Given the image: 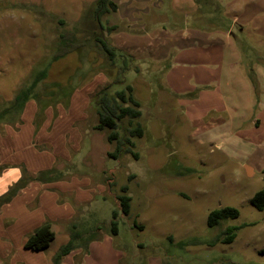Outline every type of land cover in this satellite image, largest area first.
I'll return each instance as SVG.
<instances>
[{
    "label": "rangeland",
    "instance_id": "obj_1",
    "mask_svg": "<svg viewBox=\"0 0 264 264\" xmlns=\"http://www.w3.org/2000/svg\"><path fill=\"white\" fill-rule=\"evenodd\" d=\"M94 1L0 0V137L10 129L23 137L15 159L31 175L56 169L94 189L85 202L60 195L74 215L54 223L47 255L72 224L108 228L112 195L127 185L129 216L119 215L115 237L99 231L121 253L118 264H264V212L251 204L264 188V0H113L118 12L102 18L118 26L109 43L139 65L124 76L141 104L137 160L110 159L106 132L93 130L91 98L111 81L97 68L103 56L60 38ZM77 135L85 138L80 149ZM225 207L238 217L208 228V215ZM2 219L8 226L11 218ZM229 226L237 227L231 243L208 244ZM95 249L87 264L104 256Z\"/></svg>",
    "mask_w": 264,
    "mask_h": 264
},
{
    "label": "trees",
    "instance_id": "obj_2",
    "mask_svg": "<svg viewBox=\"0 0 264 264\" xmlns=\"http://www.w3.org/2000/svg\"><path fill=\"white\" fill-rule=\"evenodd\" d=\"M116 12L117 5L113 0H95L90 8L83 13L81 23H79L80 26L78 25L73 31H65L60 38L64 47H70L73 43H76L79 48L83 46L103 56V60L97 68L111 81L91 98L90 104L96 117L93 130L106 132V141L113 145L112 151L107 153L110 159L119 160L122 156L129 155L137 160L139 154L134 150V140L141 139L144 136V127L139 122L141 104L134 96L132 85L125 83L124 76L128 72L138 73L139 65L132 56L114 48L109 43L107 35L116 32L118 26L102 24L103 17ZM60 23L63 24L62 21ZM80 32L85 33L82 40L76 34ZM21 101H24V99ZM61 176V172L56 169L31 175L22 168L20 179L4 195L0 196V207L10 202L28 184L52 183L62 180ZM106 185L108 191L111 192L115 183L112 178H108ZM112 198L116 209L112 211L108 228L106 225H95L87 231H81L78 225L72 224L68 241L52 257L51 264H60L62 258L77 249L85 254L89 244L101 238L99 231L102 232L107 228L108 233H110L109 236L115 237L118 234L119 215L128 217L130 214L131 198L128 195V186L120 187L119 194L112 195ZM251 204L258 211L264 212V188L254 194ZM237 217L238 211L236 209L230 207L220 208L208 215L207 226L208 228H214L223 220ZM133 226L136 227L135 223ZM136 228L141 229V227ZM236 230L237 227H226L208 244L213 246L217 243H231L235 239ZM54 238L52 223L46 220L26 238L23 248L35 252L46 251ZM193 242L198 241H181L178 246L183 248L194 244Z\"/></svg>",
    "mask_w": 264,
    "mask_h": 264
},
{
    "label": "crops",
    "instance_id": "obj_3",
    "mask_svg": "<svg viewBox=\"0 0 264 264\" xmlns=\"http://www.w3.org/2000/svg\"><path fill=\"white\" fill-rule=\"evenodd\" d=\"M118 10L117 6V12ZM72 108H74V105ZM77 120L80 121L81 119ZM75 132L78 133L74 130L73 133ZM4 134L3 137H0V196L4 195L20 179L22 169L19 166L21 163L26 166L27 172L32 171L28 163L19 158L15 159L17 151L14 145L18 139L23 137L14 135L11 129L10 131L5 130ZM84 140L85 138L82 139L80 135H77L73 141L75 147L80 149V144L82 145V141L84 144ZM25 150H30V147ZM41 155L44 156L43 158L48 164L54 166V158L45 153L39 154V156ZM50 159L51 161H49ZM38 169H41V167ZM90 183L91 181L88 178L79 179L77 177H72L69 180L62 179L49 184L30 183L20 190L10 202L2 205L0 207V220L3 218L4 221L6 217H10L12 221L10 219L8 226L2 224L0 227V263L7 258L8 264H50L51 258L58 250L54 254L47 255L49 247L46 251L39 252L24 249L23 245L26 238L46 220L52 223V230L56 236V230H54L56 225L54 223H65L74 215L69 202H58L60 195L71 194L77 202L88 201L94 191ZM35 201L37 205L32 208L30 205ZM110 243L111 239L107 235L102 236L98 241L91 242L87 249L88 254L85 253L80 258V262L76 264H87L92 248H96L95 251L105 248L104 256H101V259L94 264H118L122 255L112 245L110 246ZM80 252V249L74 250L62 258L60 264H75L74 259L79 260Z\"/></svg>",
    "mask_w": 264,
    "mask_h": 264
}]
</instances>
